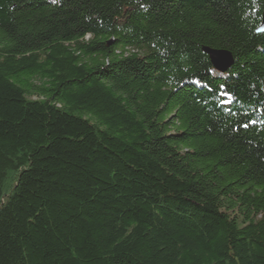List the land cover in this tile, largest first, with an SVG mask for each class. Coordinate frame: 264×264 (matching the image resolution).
<instances>
[{
    "label": "trees",
    "instance_id": "obj_1",
    "mask_svg": "<svg viewBox=\"0 0 264 264\" xmlns=\"http://www.w3.org/2000/svg\"><path fill=\"white\" fill-rule=\"evenodd\" d=\"M263 10L0 0V264H264Z\"/></svg>",
    "mask_w": 264,
    "mask_h": 264
},
{
    "label": "water",
    "instance_id": "obj_2",
    "mask_svg": "<svg viewBox=\"0 0 264 264\" xmlns=\"http://www.w3.org/2000/svg\"><path fill=\"white\" fill-rule=\"evenodd\" d=\"M262 31H264V10L262 12L261 24L256 32ZM203 52L208 55L212 67L221 73L225 72L233 63V57L227 50L204 47Z\"/></svg>",
    "mask_w": 264,
    "mask_h": 264
}]
</instances>
